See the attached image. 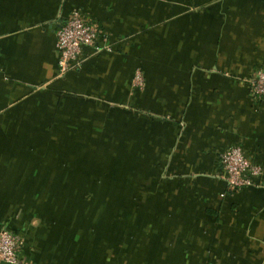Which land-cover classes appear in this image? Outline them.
I'll return each instance as SVG.
<instances>
[{"label": "crops", "instance_id": "obj_1", "mask_svg": "<svg viewBox=\"0 0 264 264\" xmlns=\"http://www.w3.org/2000/svg\"><path fill=\"white\" fill-rule=\"evenodd\" d=\"M74 10L112 51L59 75ZM259 65L264 0H0V226L22 259L264 264V176L234 192L219 169L236 145L264 170Z\"/></svg>", "mask_w": 264, "mask_h": 264}, {"label": "built area", "instance_id": "obj_2", "mask_svg": "<svg viewBox=\"0 0 264 264\" xmlns=\"http://www.w3.org/2000/svg\"><path fill=\"white\" fill-rule=\"evenodd\" d=\"M59 53V75L78 68L83 61V48H89L94 54L112 51V37L78 10L70 13L56 31ZM250 84V96L254 101L264 100V70L255 72ZM144 76L136 70L132 79V88L142 89ZM223 179L232 190H241L253 186V179L260 177L262 169L253 164L237 146L228 147L220 156ZM23 240L0 228V264H32L21 257Z\"/></svg>", "mask_w": 264, "mask_h": 264}, {"label": "trees", "instance_id": "obj_3", "mask_svg": "<svg viewBox=\"0 0 264 264\" xmlns=\"http://www.w3.org/2000/svg\"><path fill=\"white\" fill-rule=\"evenodd\" d=\"M139 69V68H138ZM259 70H264V66L263 65H259L258 67H256V69H255V71H254V74H255V72H257V71H259ZM142 72H143V76H144V85H145V75H144V71H143V69L141 70ZM135 73V72H134ZM133 77H134V75L132 76V79H133ZM132 79H131V82H130V85H129V87H130V91H132V92H136V91H139V90H141V89H138V88H132ZM249 90H250V84H249ZM251 97V96H250ZM251 100H252V102L254 103V105L256 106V105H259L260 103H262L263 101H254L253 99H252V97H251ZM233 146H236V145H233ZM229 147H231V146H229ZM228 148V147H227ZM226 148V149H227ZM225 149V150H226ZM243 149V148H242ZM219 169H220V175H222V172H221V167H220V162H219ZM227 187H228V185H227ZM251 187H253V186H251ZM246 188H249V187H246ZM228 190H231V191H234V190H232V189H230L229 187L227 188ZM242 190V189H241ZM235 191H240V190H235ZM234 191V192H235ZM224 196V195H223ZM0 228H4V229H7L8 231H10L11 233H13L14 235H16V236H18V237H20L21 239H22V237L20 236V235H18V234H16V233H14V232H12L11 230H9L8 228H5V227H1L0 226ZM23 240V239H22ZM22 249V248H21ZM20 254H21V252H20ZM22 255V254H21Z\"/></svg>", "mask_w": 264, "mask_h": 264}, {"label": "rangeland", "instance_id": "obj_4", "mask_svg": "<svg viewBox=\"0 0 264 264\" xmlns=\"http://www.w3.org/2000/svg\"><path fill=\"white\" fill-rule=\"evenodd\" d=\"M109 33V32H108ZM110 34V33H109ZM140 89V88H139ZM237 147H239V146H237ZM239 148H241V147H239ZM242 149V148H241ZM242 151L244 152V154L246 155V153H245V151L242 149ZM224 152V151H223ZM222 152V153H223ZM221 153V154H222ZM221 156V155H220ZM246 157H247V155H246ZM248 158V157H247ZM249 159V158H248ZM250 160V159H249ZM219 162H220V158H219ZM259 166V165H258ZM261 167V166H260ZM261 169H262V173H261V176L260 177H256V178H254L253 179V187H259V183H258V181H261V179H262V177L264 176V170H263V168L261 167ZM222 178H223V176L222 175H220Z\"/></svg>", "mask_w": 264, "mask_h": 264}]
</instances>
